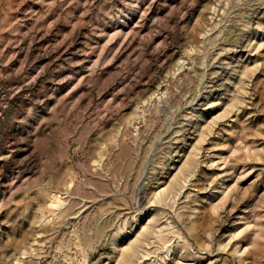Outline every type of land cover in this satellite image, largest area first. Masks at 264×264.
Here are the masks:
<instances>
[{
	"label": "rangeland",
	"instance_id": "374dc122",
	"mask_svg": "<svg viewBox=\"0 0 264 264\" xmlns=\"http://www.w3.org/2000/svg\"><path fill=\"white\" fill-rule=\"evenodd\" d=\"M0 264H264V0H0Z\"/></svg>",
	"mask_w": 264,
	"mask_h": 264
}]
</instances>
